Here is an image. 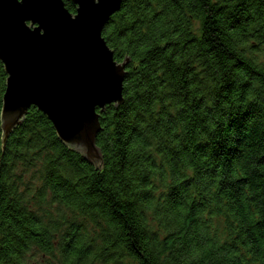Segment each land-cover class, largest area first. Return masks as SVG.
<instances>
[{"label":"trees","instance_id":"obj_1","mask_svg":"<svg viewBox=\"0 0 264 264\" xmlns=\"http://www.w3.org/2000/svg\"><path fill=\"white\" fill-rule=\"evenodd\" d=\"M102 37L128 64L101 163L0 121V264H264V0H124Z\"/></svg>","mask_w":264,"mask_h":264},{"label":"water","instance_id":"obj_2","mask_svg":"<svg viewBox=\"0 0 264 264\" xmlns=\"http://www.w3.org/2000/svg\"><path fill=\"white\" fill-rule=\"evenodd\" d=\"M124 0H0V61L7 75L0 114L5 141L32 107L59 140L93 164L100 115L123 103L128 60L118 63L102 37Z\"/></svg>","mask_w":264,"mask_h":264},{"label":"rangeland","instance_id":"obj_3","mask_svg":"<svg viewBox=\"0 0 264 264\" xmlns=\"http://www.w3.org/2000/svg\"><path fill=\"white\" fill-rule=\"evenodd\" d=\"M37 177L34 176L33 173H28L24 178H23V183L28 185V186H32V188L35 190V188L37 187V185H39L38 179H36ZM39 259L36 260V264H39L40 262Z\"/></svg>","mask_w":264,"mask_h":264}]
</instances>
